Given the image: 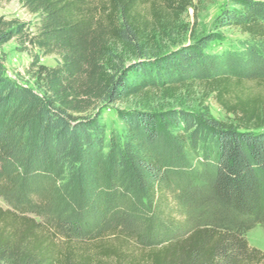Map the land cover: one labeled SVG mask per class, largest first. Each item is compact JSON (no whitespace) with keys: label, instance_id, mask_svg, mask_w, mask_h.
<instances>
[{"label":"trees","instance_id":"1","mask_svg":"<svg viewBox=\"0 0 264 264\" xmlns=\"http://www.w3.org/2000/svg\"><path fill=\"white\" fill-rule=\"evenodd\" d=\"M17 1L35 20L0 15V47L31 54L33 82L0 51V264H264L246 236L264 227V0L218 19L246 38L164 53L193 0ZM198 90L234 121L154 108ZM128 101L108 131L98 107ZM147 216L171 230L151 237Z\"/></svg>","mask_w":264,"mask_h":264},{"label":"rangeland","instance_id":"2","mask_svg":"<svg viewBox=\"0 0 264 264\" xmlns=\"http://www.w3.org/2000/svg\"><path fill=\"white\" fill-rule=\"evenodd\" d=\"M234 0H193L192 5L179 18L172 20V23H164L163 29L157 34L158 46L164 52L172 51L182 45H187L203 37H213L209 44L211 51L221 50L229 45L231 41L244 39L246 35L234 27H220L219 17L225 10L233 5ZM0 15L7 19L17 18L22 21H34L35 17L17 0H0ZM165 21H167L165 19ZM0 51L5 55V72L17 80L19 83H32L31 63L33 58L27 51H20L15 40H11L0 47ZM132 59L127 60L129 64ZM60 56L58 54H49L42 56L40 63L49 67L58 65ZM198 90L194 94H188L182 91L175 99H161L154 104L155 110L166 109L169 107H183L197 114L209 110L210 114L219 120L232 122L234 116L225 112V110L216 102L213 94L205 97ZM135 108L131 101L104 103L98 107L102 120L107 125V130H123V120L119 115L120 110H130ZM201 167L198 166L199 170ZM191 170L188 173H196ZM0 204L6 206L5 201L0 197ZM145 216V215H144ZM144 232L153 237L156 234H162L165 230H171L167 223L156 216L145 217ZM164 231V232H165ZM247 239L251 246L264 250V227L256 225L247 232Z\"/></svg>","mask_w":264,"mask_h":264}]
</instances>
